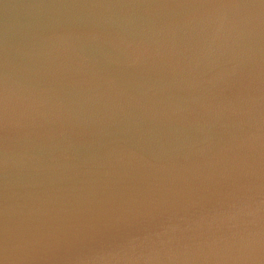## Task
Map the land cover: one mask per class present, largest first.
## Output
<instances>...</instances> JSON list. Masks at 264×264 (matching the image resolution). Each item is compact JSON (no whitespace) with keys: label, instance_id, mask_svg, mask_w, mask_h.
<instances>
[{"label":"water","instance_id":"1","mask_svg":"<svg viewBox=\"0 0 264 264\" xmlns=\"http://www.w3.org/2000/svg\"><path fill=\"white\" fill-rule=\"evenodd\" d=\"M0 264H264V0H0Z\"/></svg>","mask_w":264,"mask_h":264}]
</instances>
